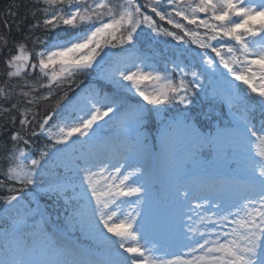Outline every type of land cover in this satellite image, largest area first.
I'll return each mask as SVG.
<instances>
[{
	"label": "snow or ice",
	"instance_id": "snow-or-ice-1",
	"mask_svg": "<svg viewBox=\"0 0 264 264\" xmlns=\"http://www.w3.org/2000/svg\"><path fill=\"white\" fill-rule=\"evenodd\" d=\"M31 3L29 35L4 61L6 77L18 83L0 87L4 101L20 98L0 107V264H264V0ZM145 35L176 43L141 55ZM91 73L110 91L77 82ZM205 73L210 83L223 81L212 97L232 112L215 133L187 115L193 97L208 95ZM42 104L51 110L42 114ZM169 105L184 108L160 121L157 143L149 121ZM106 126L115 137L98 139ZM40 137L47 143L33 148ZM212 152L240 157L250 173L246 193L225 206L178 188L173 225L183 250L156 256L139 210L146 165L178 162L182 169ZM45 198L63 200V224L59 215L53 222ZM77 230L87 243L71 237Z\"/></svg>",
	"mask_w": 264,
	"mask_h": 264
},
{
	"label": "rangeland",
	"instance_id": "rangeland-1",
	"mask_svg": "<svg viewBox=\"0 0 264 264\" xmlns=\"http://www.w3.org/2000/svg\"><path fill=\"white\" fill-rule=\"evenodd\" d=\"M113 51L118 52V50ZM139 53L141 55H149L140 50ZM205 74L211 92L213 85L221 88L224 86L223 81L219 78H211L210 83L209 74ZM98 77V82L88 80L86 83L98 91L109 92L111 86L100 76ZM237 83L240 84V82ZM243 89L244 86L241 85L242 93ZM68 95L70 98H73L72 92H69ZM219 100L224 103L221 99ZM250 100L251 102H255L254 97H251ZM70 110L69 107L68 111ZM56 119L59 118L57 117ZM231 119L232 114L230 113L227 123L220 126L214 124L210 130L205 132L215 133L217 129L226 127ZM169 120L170 119L167 121ZM160 126L159 124L157 127ZM99 137H103L107 140L113 139L115 137V128L106 126L104 131L99 133L98 139ZM150 137H155L157 143H159V135L156 130L150 133ZM151 142L150 138L149 143L151 144ZM116 158H119V154H115V158L112 159L113 163H115ZM239 159L240 157L238 155L231 152L222 153L220 155L212 152L211 155H203L198 157L195 161L185 162L182 169L178 162L169 165L166 161H156L146 165V176L142 178L141 182H146L148 192L145 202L140 205L139 210L142 213L140 219L145 225L144 231L146 236L149 240L154 241L159 248V251L154 253L156 256L170 258L172 254H179L183 250L181 247L182 237L179 235V229L173 225L174 218L181 210L176 201V190L178 188L182 190L187 189L195 196H206L210 200L219 202L225 206L240 201L241 196L246 193V186L250 173L244 171L242 166L238 163ZM132 162L133 161H129V163ZM135 199L136 198L133 197L131 201L134 202ZM61 203L62 210L54 214L52 220L56 222L57 215H59V222L63 224L66 213L64 211L63 200H61ZM41 204L43 205L42 202ZM127 208L128 205L125 206L126 210ZM213 211H215V209H213ZM70 235L73 239L80 237L82 242L87 243L78 230L72 231Z\"/></svg>",
	"mask_w": 264,
	"mask_h": 264
},
{
	"label": "trees",
	"instance_id": "trees-1",
	"mask_svg": "<svg viewBox=\"0 0 264 264\" xmlns=\"http://www.w3.org/2000/svg\"><path fill=\"white\" fill-rule=\"evenodd\" d=\"M139 2L142 4L144 3V0H139ZM31 7V0H0V37H4L7 39L6 47L3 45V42L0 41V48H3V51L0 52V87H4L6 81L9 85L18 83V81L16 80L9 81L6 77V65L4 61L7 56L15 52L16 45L20 42H25L24 37L26 35H29V28L34 22L33 17L30 13ZM165 7L167 8L166 4ZM40 18H43L42 14ZM5 21L8 22V25L10 27L5 26ZM160 23L163 24L164 22ZM164 26L168 27L171 30V26L166 24ZM188 27L191 28L193 26L189 25ZM35 35L43 36L44 33L42 31H37ZM52 35H55V33H53ZM165 39L170 41V43L166 45L164 43ZM175 43V41H171V38L159 37L153 39L151 35H145L144 37H142L141 42L137 45V48L138 50L151 55V50H167L168 48H171L172 45H174ZM27 44L29 49H31V40H28ZM37 48H39V45H37ZM203 79L205 87L208 89V95L201 93L200 96L193 97L194 102L191 106H189L187 115L189 117V120L194 121L197 127H200L201 130L205 132L210 130L214 124L220 126L227 123L229 114H232V112L229 106L222 103L218 98L213 99L212 92L209 90L208 79L206 74L204 75ZM80 80H85V82H87L88 80L98 82L99 77L97 73H91V75L87 78L84 76H78L77 82H79ZM73 88H75V85H73ZM17 91H19V89H17ZM59 95L62 96L63 91H59ZM17 99L20 98L15 97L12 101H4L2 98H0V107H7L10 103H15ZM56 99H58V97H53L52 101L48 103L53 105ZM168 108L169 111L167 113L161 112L159 114V117L153 114L151 120L149 121V124L152 126V131L157 128L161 120L165 122L168 118H172L180 110H182L184 106L180 105L178 108H176L169 105ZM46 110L50 111L51 108L49 107L45 109V106L42 104L40 107L41 113L43 114ZM252 116L254 122L257 123L261 119L259 110L254 112ZM3 122V119H0V123ZM4 139H6V136L4 137ZM2 142L3 140H0V143ZM45 143H47V141L43 137L36 138L34 140L33 148H42ZM0 155H2V153H0ZM41 202L43 203V205H46L48 207L52 218L54 214H57L59 213V211L62 210L61 201L57 202L45 198Z\"/></svg>",
	"mask_w": 264,
	"mask_h": 264
}]
</instances>
